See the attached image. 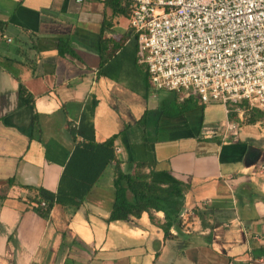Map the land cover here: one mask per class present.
<instances>
[{
    "label": "crops",
    "instance_id": "obj_1",
    "mask_svg": "<svg viewBox=\"0 0 264 264\" xmlns=\"http://www.w3.org/2000/svg\"><path fill=\"white\" fill-rule=\"evenodd\" d=\"M239 104L153 90L106 0H0V264H264V118ZM112 136L124 173L186 188L172 237L161 211L108 220Z\"/></svg>",
    "mask_w": 264,
    "mask_h": 264
},
{
    "label": "built area",
    "instance_id": "obj_2",
    "mask_svg": "<svg viewBox=\"0 0 264 264\" xmlns=\"http://www.w3.org/2000/svg\"><path fill=\"white\" fill-rule=\"evenodd\" d=\"M129 3L137 62L153 90L195 95L203 103L246 102L264 113V0Z\"/></svg>",
    "mask_w": 264,
    "mask_h": 264
},
{
    "label": "trees",
    "instance_id": "obj_3",
    "mask_svg": "<svg viewBox=\"0 0 264 264\" xmlns=\"http://www.w3.org/2000/svg\"><path fill=\"white\" fill-rule=\"evenodd\" d=\"M122 1L126 2L124 10L119 7ZM106 3L112 7L114 11H119L129 16V0H106ZM62 47V45L59 46V52L61 53L64 52V48ZM239 105L245 112L244 122L255 123L259 119L264 118L261 111L253 108L251 109L246 102H242ZM80 131V133H83L82 130ZM115 139L116 136H112L100 144L101 147H105V153H108V157L105 160L106 164L112 160H116L114 153ZM116 162L117 166L115 167L113 182L115 189V204L108 220H127L129 217L139 218L143 213L152 215V211H161L164 213L165 217V223L162 225L165 237H172L170 234L171 227H176L180 231L183 227L180 214L184 209V194L186 188L179 183L162 185L152 182L149 174L145 172L147 167L152 166L150 164H136L134 171L127 174L119 168V160H116ZM67 172L68 171L65 170L64 174H67ZM9 184H12V182H9ZM91 185L92 184L89 183L86 188H89ZM56 201L61 202L58 197ZM52 204L53 202L48 201L46 210H42L40 207L35 208V210L42 216H46Z\"/></svg>",
    "mask_w": 264,
    "mask_h": 264
},
{
    "label": "rangeland",
    "instance_id": "obj_4",
    "mask_svg": "<svg viewBox=\"0 0 264 264\" xmlns=\"http://www.w3.org/2000/svg\"><path fill=\"white\" fill-rule=\"evenodd\" d=\"M234 105H235L234 103H232V102L230 103V102H229L227 108L232 109Z\"/></svg>",
    "mask_w": 264,
    "mask_h": 264
}]
</instances>
